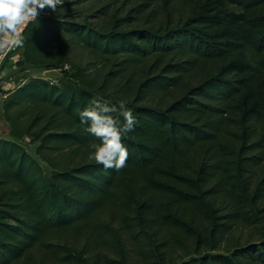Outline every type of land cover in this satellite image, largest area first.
Here are the masks:
<instances>
[{
  "label": "trees",
  "instance_id": "16d2710c",
  "mask_svg": "<svg viewBox=\"0 0 264 264\" xmlns=\"http://www.w3.org/2000/svg\"><path fill=\"white\" fill-rule=\"evenodd\" d=\"M115 1L65 0L22 32L18 67L71 68L58 83L30 77L4 98L0 264H37L38 253L49 257L38 264H77L70 243L96 227L106 235L107 214L153 244L151 231L188 233L197 218L222 240L260 212L264 0H173L188 10L154 26L155 3L120 16ZM79 49L95 62L77 61ZM96 99L123 101L138 120L122 138L128 158L119 171L88 158L99 141L79 113ZM211 249L176 264H264V233Z\"/></svg>",
  "mask_w": 264,
  "mask_h": 264
},
{
  "label": "rangeland",
  "instance_id": "374dc122",
  "mask_svg": "<svg viewBox=\"0 0 264 264\" xmlns=\"http://www.w3.org/2000/svg\"><path fill=\"white\" fill-rule=\"evenodd\" d=\"M142 1L131 0L125 3L118 0L113 2L112 5L114 8H118L119 15L123 16L130 8ZM147 2L158 5L155 18L149 22L151 26L175 21L188 10L187 5H184L181 1L147 0ZM18 52H21V50L12 52L5 58L2 64L3 76L0 80V88L4 89L5 87L4 90L8 92L17 85L24 83L30 77H41L52 83H58L61 80L62 71L55 69L46 70L32 66L18 67L16 65V60L19 57ZM76 52L75 58L77 61L82 63L95 62L94 56L90 52L83 49H79ZM5 66H7V70ZM8 132V125L5 123L0 109V136L9 138ZM20 142L34 157L38 158L35 154V145L30 144L28 138ZM41 164L46 170H49L42 161ZM256 184L257 181L252 184L253 188ZM259 208L260 212H258L256 219L254 218V221L239 224L222 240H219L220 237L217 232H213L204 220L197 218L196 221L192 222L194 231L190 230L188 233L173 229H163L159 235H155L151 231L149 234L154 239L153 244H148V239L143 237L146 233L139 232L136 228L133 229L132 227L118 224L117 214L112 216L107 214L100 217L109 223L106 235H101L96 227L94 228V233L88 239L76 244L70 243L71 246L68 249L79 257L77 264H176L183 259L196 255V253L209 252L213 247L228 251L237 243L258 241L260 235L264 233V201ZM154 250H157L156 255H153ZM47 257L48 255L44 253H38L34 259L37 264L40 261L46 263L49 259Z\"/></svg>",
  "mask_w": 264,
  "mask_h": 264
},
{
  "label": "clouds",
  "instance_id": "9594fccd",
  "mask_svg": "<svg viewBox=\"0 0 264 264\" xmlns=\"http://www.w3.org/2000/svg\"><path fill=\"white\" fill-rule=\"evenodd\" d=\"M64 3L65 0H0V49L22 47L25 41L22 26L36 21L45 8L55 13ZM79 117L80 123L86 125L85 131L99 141L90 144L89 160L105 170L123 169L128 151L122 138L138 124L133 111L123 101L108 103L96 99Z\"/></svg>",
  "mask_w": 264,
  "mask_h": 264
},
{
  "label": "built area",
  "instance_id": "2783aa9c",
  "mask_svg": "<svg viewBox=\"0 0 264 264\" xmlns=\"http://www.w3.org/2000/svg\"><path fill=\"white\" fill-rule=\"evenodd\" d=\"M40 14H42V11L39 13V15ZM26 25L22 26L23 27V30L26 27ZM17 50H19L18 47L17 48L0 49V80H1V78L3 76L2 75L3 74L2 64H3L4 60H5V58L9 54H11L12 52H16ZM70 68H71V65L70 64H65L61 68L55 69V70L62 71V70H69Z\"/></svg>",
  "mask_w": 264,
  "mask_h": 264
},
{
  "label": "crops",
  "instance_id": "0c3cea01",
  "mask_svg": "<svg viewBox=\"0 0 264 264\" xmlns=\"http://www.w3.org/2000/svg\"><path fill=\"white\" fill-rule=\"evenodd\" d=\"M18 54H19V57H18V59L21 57V52H18ZM17 59V60H18ZM7 68V66H5V69ZM7 70V69H6ZM2 89V91H0V109H1V112H2V107H3V102H4V98L6 97V95H7V91L6 90H4L5 89V87H4V89L1 87L0 88V90ZM5 123H7L6 121H5ZM7 125H8V123H7Z\"/></svg>",
  "mask_w": 264,
  "mask_h": 264
}]
</instances>
